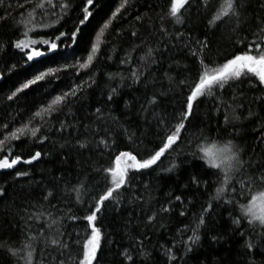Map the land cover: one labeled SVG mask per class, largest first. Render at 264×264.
I'll use <instances>...</instances> for the list:
<instances>
[{
    "label": "snow or ice",
    "instance_id": "6c2138e0",
    "mask_svg": "<svg viewBox=\"0 0 264 264\" xmlns=\"http://www.w3.org/2000/svg\"><path fill=\"white\" fill-rule=\"evenodd\" d=\"M137 0H118L110 14L98 25L89 36L85 54L77 56L75 49L83 39L84 28L95 18L96 9L100 7V0H16L15 7L23 9L18 16H12L13 5L7 0H0V8L6 14L0 15V24L10 18L15 25V38L4 40L0 37V57L8 54V49H14L20 55L25 66H32L30 76L10 91L6 99L16 101L20 95L33 86L51 84L59 80L61 73H71L75 80L66 90L50 99L46 105H41L18 127L9 129V122L0 124V171L17 169L18 165H34L42 162L51 153L42 150L17 152L15 143L30 140L43 145L50 137L48 130L57 133H79L75 122L59 117L67 115L65 109L96 84L97 62L101 59L112 60V55L105 51L108 48L115 53V44L123 41L127 48L119 60L124 71L108 73L109 81L120 79L117 86L110 87L106 98L89 112L90 123L82 125L87 135L77 136L75 145L80 149H90L93 146L101 156L104 152L114 153V158L108 166L91 168L87 174L77 177L75 183L66 181L62 186L57 183L45 186L41 201L30 207H22L17 213L22 221L19 242L0 240V256L6 257L5 264H99L98 253L101 250L105 232L100 225L103 212L112 205L114 210L130 209L126 227H143L140 233H131L134 238L129 247H123L118 255L122 258L120 264H158L149 248L152 234L163 233L168 227L171 213L177 203L182 206L179 211L181 217L187 215V208L183 207L182 195L169 192L163 201H157L153 206L150 183L143 184V190L137 189L133 180L136 174L155 170L162 162V158L172 157L167 167L160 171L174 173L191 156L199 160L205 172L215 176V194L209 196V201L202 206L199 215L192 225H184L178 230L182 240L181 247L184 255H177L176 244L159 245L163 264H187V255L192 253L202 240V231L209 226V219L215 211L214 205H238L239 215H233L231 223L234 231L245 238L244 248L252 257L250 264H254L255 250L264 248V151L257 149L264 146V116L258 107L264 106V0H256L255 12L252 0H218L217 6L207 18L209 29L219 28L228 24L227 40L236 49L230 54H223L213 47V42L205 33L203 38L185 34L180 28L187 25L190 15L185 16L193 7L197 14L207 11L210 0H169L166 9L156 10L157 6L148 5L147 10L134 16V24L127 30L114 25L126 19L129 9ZM255 22V27L251 25ZM143 30V34H142ZM128 38H125V32ZM182 43L196 60L195 75L175 80L169 70L163 72V78L156 75L165 61V55L171 49ZM72 50V51H69ZM58 55L59 59H52L55 66L44 69L35 65L44 62L45 58ZM59 60H63L60 64ZM3 70H0V80L5 73L17 71V64L0 59ZM191 71V70H190ZM83 74V75H82ZM168 81L167 91L163 90V81ZM159 84L161 90L151 91ZM247 84L248 90L253 91L251 97L242 87ZM125 86L142 87L150 94L135 113L137 119L146 129H155L159 143L148 148L145 143L147 132L140 133L130 128L127 121L130 115L125 113L124 119L114 113L108 105L116 103L120 89ZM179 88L186 90L181 109L169 114L160 109L162 98L168 91ZM229 89H234L230 95H225ZM203 99L214 101V111L223 112V127L221 132L212 138L203 128L196 129L190 136H186L188 125L196 115L198 102ZM128 105V102H124ZM56 118V123L50 121ZM39 121L38 123L36 121ZM256 121L254 131L260 133L257 137V147L249 150L240 140V132L248 121ZM58 125V126H57ZM43 133V134H42ZM124 137L127 144L123 149L118 145V137ZM211 142V147L208 143ZM68 142L62 143L64 148ZM148 143H152L148 141ZM141 145L144 148L141 149ZM175 153V156L172 154ZM67 156L64 157V160ZM95 176L97 183L92 184ZM27 177L33 184L35 181L30 170L15 171V179ZM61 176L54 180H63ZM191 183L207 186L208 181L202 177L193 176ZM60 194L67 196L75 205L86 209L82 216L73 214L72 207L66 205L61 209L53 201L57 200V187ZM257 188L256 194H251ZM249 193L246 202H240V197ZM7 194L6 186H0V198ZM147 197V198H146ZM192 203L191 200L188 201ZM139 207V215L137 208ZM65 219L87 222L90 233L81 243L74 242L64 230ZM133 221H136L134 224ZM39 222V227L33 224ZM247 225V232L240 229ZM79 237V233L76 234ZM67 236V239L65 238ZM213 241L221 236L211 234ZM74 244L76 248L74 249Z\"/></svg>",
    "mask_w": 264,
    "mask_h": 264
},
{
    "label": "trees",
    "instance_id": "16d2710c",
    "mask_svg": "<svg viewBox=\"0 0 264 264\" xmlns=\"http://www.w3.org/2000/svg\"><path fill=\"white\" fill-rule=\"evenodd\" d=\"M8 3L13 5L11 11L12 16H18L23 9L15 7L16 0H7ZM79 3V0H76ZM118 0H100V7L96 9L95 18L91 20L83 31V39L80 41L79 46L75 49L77 56H83L85 54V48L87 47V41L89 36L93 33V30L110 14V10L113 9ZM169 0H137L136 4L129 9L126 19L119 21L114 26L117 28L129 29L134 24V16L137 12L143 14L148 5L157 6L156 10L166 9ZM218 0H210V5L207 11H201L197 14L195 7L185 12L187 17L190 15V20L187 25L181 28L179 25L176 28L184 31L186 36L191 35L193 38L199 36L203 38L205 33L213 42V47L219 49L223 54H230L236 49L227 40L228 24H223L219 28L209 29L207 27V18L211 14L212 10L217 6ZM256 0H252L251 11L255 12ZM6 14L4 8H0V15ZM255 27V22L251 25ZM15 25L12 19L0 24V37L4 40H9L14 37ZM143 34V30H142ZM125 38H128L127 31L125 32ZM177 43V46L170 50L165 55V61L160 66V69L156 72V75L163 78V72L169 70L171 65L170 75L175 80H180L186 76L192 77L195 75L196 60L191 56L187 48L183 47L182 43ZM128 44L120 41L115 44L116 51L112 52L111 48L106 49L107 54L112 55V60L107 61L101 59L97 62L96 70V84L87 90L82 98L74 100L68 108L65 109L67 115H61L60 119H67L69 122H75L79 128V133L72 132L60 134L54 129L48 130L46 133L50 140L46 141L43 145L33 143L30 140H22L15 142L17 152L23 150L25 155L29 151L42 150L43 152L51 153L43 159L42 162H37L34 165H18L17 169L30 170L32 177L35 181H42L40 184H33L29 178L24 177L15 179V171L17 169L0 171V186H6L7 194L5 197L0 198V240L8 239L9 241L19 242L22 238L21 228L22 221L17 213L20 212L22 207H30L34 202L39 203L41 201L42 193L45 186H52L57 183L63 185L66 181L75 183L77 177L82 173L87 174L91 168L97 166H108L114 158V153L104 152L101 156L99 152L93 146L90 149H80L75 145L77 136L83 137L87 135L82 125L89 124V112L94 107L106 98V93L110 87L117 86L120 83L119 77L114 81H109L107 78L108 73H116L117 71L126 70L121 68L119 60L123 55L121 48H127ZM72 51V50H69ZM5 61L17 64V71L11 74L5 73L4 79L0 80V124L3 122H9V129L12 127H18L22 122H26L28 118L39 108L41 105H46L52 96L66 90L68 86L75 80L79 82V78L74 77L70 72L61 73L59 80H53L51 84H44V86H33L21 94L16 101H8L7 95L11 90H14L15 86H18L25 77L30 76L33 71L32 66H25L20 55L15 54V50L9 48L8 54L0 57ZM52 59H59L58 55H54L52 58H45L44 62L35 65L41 69L48 66H55L51 63ZM60 64H63V60H59ZM3 65L0 64V70H3ZM191 70V71H190ZM83 75V74H82ZM169 85L168 81H163V90L167 91ZM242 87L248 92V96L251 97L254 94L253 91L248 90L247 84ZM161 90L160 85L157 84L155 89L151 91ZM234 89H229L225 92V95H230ZM146 93L142 87L125 86L120 89V95L116 97V103L110 104L108 107L114 110V113L120 116L122 119L125 117V113L130 115V119L127 121L130 128L140 133L147 132L145 143L148 148L154 147L159 143V139L156 135L155 129H146L142 122L139 121L135 115L138 112L139 107L145 102V99L150 94ZM186 90L182 94L179 88L173 91H168L167 95L162 98V104L158 110H166L171 114L174 111L181 109L183 101L185 99ZM125 101L128 105H125ZM258 107L261 115L264 116V106ZM39 122L38 120L36 121ZM55 124L56 118L50 121ZM256 121H248L244 124L240 132V140L247 146L249 150L257 147V137L260 133L254 131ZM58 126V125H57ZM223 127V112L216 113L214 111V101L211 99H203L198 102L196 108V115L191 119V123L188 125V132L186 136H190L196 129L203 128L209 132L212 138L217 136V133L221 132ZM264 131V129H262ZM43 134V133H42ZM2 138V137H0ZM151 141L152 143H148ZM68 142L64 148H61L62 143ZM127 144V140L124 137H118V147L123 149ZM208 147H211V142L208 143ZM144 145H141V149ZM258 151H264V146L257 149ZM67 159L64 160V157ZM175 156V153L172 154ZM172 157L162 158V162L155 170H149L142 174H136L133 180L134 186L143 190L144 183H150L151 196L153 197V206L157 201H163L167 194L171 192L173 195H182L184 199L183 207L187 208V215L181 217L179 211L181 207L178 203L176 209L171 213L168 227L163 230V233L156 232L152 234L151 244L149 248L153 250V255L158 264H163L164 257L161 254L159 245L167 244L170 246L175 243L177 247V255H184V249L181 247L182 240L186 239L188 232L183 238L178 236V230L182 229L184 225L191 226L196 217L193 214L199 215L201 213L202 206L209 201V196L215 194V176L211 172H205L199 160H194L191 156L186 157L185 162L174 173H163L160 170L169 165ZM63 177V180H54L55 178ZM193 176L202 177L208 181L207 186L197 187L191 183ZM92 184L97 183V178L93 176L91 180ZM57 200L53 203L57 204L61 209L66 205L72 207L73 214L82 216L86 213V209L80 205H75L67 197L60 194L61 188L57 189ZM259 189L253 188L251 194H256ZM249 193H245L243 197H240V202H246V197ZM147 198V197H146ZM192 203L189 204L188 201ZM215 211L211 213L209 219V226L202 231V240L192 253H189L186 257L187 264H250L252 257L246 252L244 248L245 238L241 237L238 232L234 231V225L231 223L233 215H239L238 205L234 208L231 204L217 203L214 205ZM130 209L127 207L122 208L120 211L114 210L112 205L108 206L107 211L103 212L100 220V225L105 232V239L102 241L101 250L98 253L99 264H120L122 259L118 253L123 247H129L134 239L131 233H142L145 229L141 227L128 228L126 223L129 220ZM137 215H139V207L137 208ZM135 224L136 221H133ZM39 227V222L33 224V228ZM64 230L69 234L74 242L76 239H80L81 243L87 234L90 233V229H87V222L82 219L75 222L65 219ZM247 232V225L240 229ZM79 233V237H77ZM211 234H218L221 239L213 241ZM67 239V236L65 237ZM76 245L74 244V249ZM6 257L0 256V264H5ZM14 264V261L11 262ZM179 264H184L180 261ZM254 264H264V248L255 250Z\"/></svg>",
    "mask_w": 264,
    "mask_h": 264
}]
</instances>
